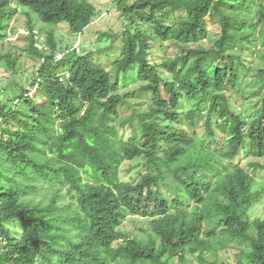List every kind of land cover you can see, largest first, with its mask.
Here are the masks:
<instances>
[{
	"label": "trees",
	"instance_id": "obj_1",
	"mask_svg": "<svg viewBox=\"0 0 264 264\" xmlns=\"http://www.w3.org/2000/svg\"><path fill=\"white\" fill-rule=\"evenodd\" d=\"M89 1L0 0V34L19 12L81 34ZM113 2L134 30L106 67L29 28L40 65L0 100V264H264L262 191L236 161L248 143L264 169V0ZM132 70L140 86L120 93L112 73ZM229 90L255 100L248 126Z\"/></svg>",
	"mask_w": 264,
	"mask_h": 264
},
{
	"label": "rangeland",
	"instance_id": "obj_2",
	"mask_svg": "<svg viewBox=\"0 0 264 264\" xmlns=\"http://www.w3.org/2000/svg\"><path fill=\"white\" fill-rule=\"evenodd\" d=\"M113 1L114 0L89 1L99 12L94 17L93 22L89 24L81 34L71 31L66 22L58 24L44 23L40 21L37 16H33V22L28 25L24 12H19L15 15L8 23L7 29L4 32L5 35L3 36L0 34V100L6 99L7 96H12V93H6L5 90H9L14 80L17 81V84L29 83L34 72L40 65V61L36 57H31L26 51V47L29 43L27 34L30 30V26L35 29L37 33V46L39 48H46L45 43L48 33L52 32L58 50L62 49V51L65 52L66 50L75 49V47L79 46L80 51L79 53L76 51V53L83 55L88 52H93L95 54H93L94 60L98 64H104L103 66H105L106 61L108 63L116 61L120 57L115 58L117 54H120V40L123 32L126 30L133 31L134 27L128 24L123 14L117 10ZM173 20L174 18H170L168 21L172 22ZM141 27H144V25L141 24ZM103 33L118 36L114 37L115 39L112 41L109 36H105ZM6 54H10L17 58V70L15 72L9 68L5 60ZM243 60L247 65L252 66H255L258 62V60H252V58H250V51L243 54ZM112 74L117 76L120 84V93H133L140 86V82L137 81L136 73L133 70L129 71L126 75L121 73L116 74L115 72ZM135 96L140 97L139 100L144 103L145 106L146 101L150 99V95L147 93L140 96L136 93ZM227 96L231 99V108L242 114L243 118L246 120V126H248L249 121H251L258 111V108L255 106V100L248 98L245 94H238L233 90L227 91ZM182 99L181 108L183 111H186V102H184V97ZM212 123L216 126L214 122ZM198 132L199 134L203 133L202 130ZM248 149L249 144L247 143L241 149L240 156L236 158V161L253 175L254 188L262 191L259 201L254 205V215L264 218V169H256L249 166V163L254 160L248 159ZM260 161L264 163V157L260 159ZM142 163L143 161L141 159L124 162L121 169V179L124 181L130 179L135 180L136 174L142 169ZM130 224V221H128L125 228H130ZM225 253L231 257L230 252L225 251ZM188 260H191L190 264H198L195 257H190Z\"/></svg>",
	"mask_w": 264,
	"mask_h": 264
},
{
	"label": "built area",
	"instance_id": "obj_3",
	"mask_svg": "<svg viewBox=\"0 0 264 264\" xmlns=\"http://www.w3.org/2000/svg\"><path fill=\"white\" fill-rule=\"evenodd\" d=\"M75 49H76V51H79V47H78V46L75 47ZM65 52H66V51H65ZM62 54H63V53H61V54H60V53L57 54V55H56V58H60V57L62 56Z\"/></svg>",
	"mask_w": 264,
	"mask_h": 264
}]
</instances>
